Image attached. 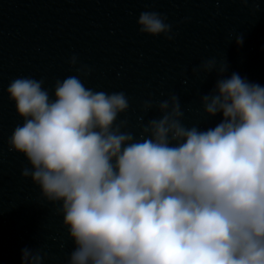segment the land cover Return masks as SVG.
Listing matches in <instances>:
<instances>
[{
  "label": "clouds",
  "instance_id": "1",
  "mask_svg": "<svg viewBox=\"0 0 264 264\" xmlns=\"http://www.w3.org/2000/svg\"><path fill=\"white\" fill-rule=\"evenodd\" d=\"M167 21L142 11L139 33L172 41L178 33ZM234 39L243 45L242 33ZM68 64L76 75L55 81L54 98L44 78L17 77L6 89L23 119L8 150L26 158L21 176L42 199L59 205L74 244L67 264H264V86L226 77V59L202 60L192 75L217 80L200 104L222 120L189 127L178 95H150L137 136L124 130L127 117L117 122L130 108L125 92L88 88L93 67L75 54ZM153 108L161 115L145 123ZM21 251L22 264L47 258L41 248Z\"/></svg>",
  "mask_w": 264,
  "mask_h": 264
}]
</instances>
